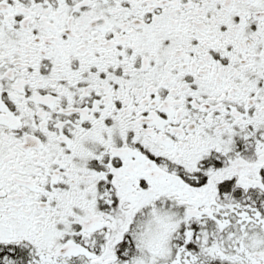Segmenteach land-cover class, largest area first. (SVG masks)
Wrapping results in <instances>:
<instances>
[{
	"label": "snow or ice",
	"instance_id": "6c2138e0",
	"mask_svg": "<svg viewBox=\"0 0 264 264\" xmlns=\"http://www.w3.org/2000/svg\"><path fill=\"white\" fill-rule=\"evenodd\" d=\"M0 264H264V0H0Z\"/></svg>",
	"mask_w": 264,
	"mask_h": 264
}]
</instances>
